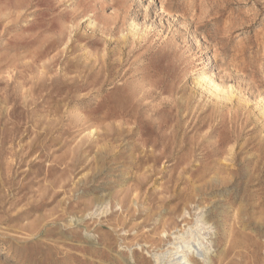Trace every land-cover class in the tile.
<instances>
[{"label":"rangeland","instance_id":"1","mask_svg":"<svg viewBox=\"0 0 264 264\" xmlns=\"http://www.w3.org/2000/svg\"><path fill=\"white\" fill-rule=\"evenodd\" d=\"M180 214L264 264V0H0V264H165Z\"/></svg>","mask_w":264,"mask_h":264},{"label":"bare ground","instance_id":"2","mask_svg":"<svg viewBox=\"0 0 264 264\" xmlns=\"http://www.w3.org/2000/svg\"><path fill=\"white\" fill-rule=\"evenodd\" d=\"M199 81L202 86L210 88L209 91L220 98L228 95V92L216 84L206 73L199 76ZM178 217L180 222L184 223L183 228H179V221H174L172 224L174 228L172 227L171 230L175 229V232L163 231V235L166 236L159 239L162 242H167L166 250L157 254L156 260L165 258L168 260L165 264H195L196 258L206 256L210 249L206 245L209 241L205 242L208 223L202 218H197L196 223L191 224L184 214H180ZM203 260L206 259L203 258Z\"/></svg>","mask_w":264,"mask_h":264}]
</instances>
